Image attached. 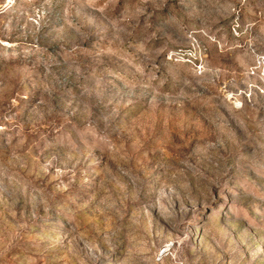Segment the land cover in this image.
I'll return each mask as SVG.
<instances>
[{"label":"rangeland","instance_id":"374dc122","mask_svg":"<svg viewBox=\"0 0 264 264\" xmlns=\"http://www.w3.org/2000/svg\"><path fill=\"white\" fill-rule=\"evenodd\" d=\"M0 264H264V0H0Z\"/></svg>","mask_w":264,"mask_h":264}]
</instances>
